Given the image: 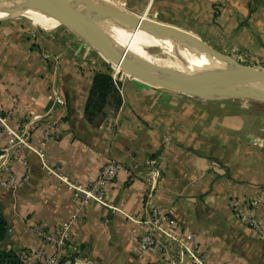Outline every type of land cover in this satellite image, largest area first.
I'll list each match as a JSON object with an SVG mask.
<instances>
[{"label": "crops", "instance_id": "crops-1", "mask_svg": "<svg viewBox=\"0 0 264 264\" xmlns=\"http://www.w3.org/2000/svg\"><path fill=\"white\" fill-rule=\"evenodd\" d=\"M130 1H140L144 9L223 52L264 62V0ZM27 26L0 24V109L11 125L47 113L45 119L56 126L43 159L31 150L17 153L15 172L24 171L18 159H26L29 167L23 185L0 188L8 248L17 250L25 264H45V256L54 258L51 264H167L157 248L137 249L141 228L127 217L142 216L144 172L155 159L162 178L153 206L180 229L198 234L208 262L264 264V241L228 206L230 199L256 200V217L264 227V103L204 99L128 79L121 86V103L107 104L90 122L84 109L93 69L79 68L64 31ZM36 126L33 146L43 128ZM4 140L1 135L0 144ZM111 157L123 166L107 186L114 210L89 203L73 220L63 247L43 245L33 225L53 231L77 208L71 189L46 167L87 185Z\"/></svg>", "mask_w": 264, "mask_h": 264}, {"label": "built area", "instance_id": "built-area-1", "mask_svg": "<svg viewBox=\"0 0 264 264\" xmlns=\"http://www.w3.org/2000/svg\"><path fill=\"white\" fill-rule=\"evenodd\" d=\"M46 115L47 113L45 117ZM45 117H31L11 125L7 115L0 109V136L5 135L4 142L0 144V188L16 190L23 185L29 176L28 163L24 158L18 159L23 165V173L15 172L13 164L17 159V153L23 150H31L40 159H43L46 142L56 126L54 122L47 121ZM36 125H42L43 128L38 145L33 146L31 139ZM122 168L123 166L119 161L112 157L108 158L99 169L96 178L89 184L83 185L71 181L56 168L46 167L48 173L57 177L71 189L72 200L77 203V208L71 218L58 225L53 231L46 229L40 223L33 225L32 230L41 238L43 245L50 244L56 248L63 247L73 233V220L82 214L84 207L89 203L100 204L114 210V207L106 199L107 186ZM161 178L162 173L155 159H149L144 172L147 188L143 191L142 216H127L139 224L141 228L136 239L137 249L143 252L157 248L167 264H213L208 262L205 248L198 242L196 232L180 229L173 217L153 206V194ZM228 206L237 220L250 227L257 237L264 241V227L256 217V200L241 204L230 199ZM38 256L42 258L43 249L38 251ZM44 261L45 264H51L54 262V258L45 256ZM23 264H25L24 260Z\"/></svg>", "mask_w": 264, "mask_h": 264}, {"label": "water", "instance_id": "water-1", "mask_svg": "<svg viewBox=\"0 0 264 264\" xmlns=\"http://www.w3.org/2000/svg\"><path fill=\"white\" fill-rule=\"evenodd\" d=\"M43 3L57 16L60 21L71 27L87 42L94 46L107 60L117 64L129 75L158 87L204 97L203 93L216 94L221 98H246L264 103V90L252 84V81H264V70L245 67L236 64L230 59L219 55L193 35L166 24L147 23L127 26L107 21L99 15L90 12L74 0H42ZM115 26L128 31H142L154 38L167 40L190 49L197 54L205 55L220 64V70L229 74V81L221 80L212 73L208 77L186 74L166 73L156 66L155 68L142 69L134 66L110 46L107 27Z\"/></svg>", "mask_w": 264, "mask_h": 264}, {"label": "rangeland", "instance_id": "rangeland-1", "mask_svg": "<svg viewBox=\"0 0 264 264\" xmlns=\"http://www.w3.org/2000/svg\"><path fill=\"white\" fill-rule=\"evenodd\" d=\"M90 12H93L99 15L101 18L106 19L107 21L132 26L136 23L137 25L147 24V23H161L169 26H173L179 28L190 35H193L199 41L203 42L213 51L217 52L219 55L225 57L226 59H230V61L245 66L249 68H255L257 70H264V62H251L245 59H242L239 56H234L230 52H223L217 46L211 45L201 37L200 35H196L195 33L182 28L178 23L174 21H165L163 16H160L158 13L153 11L152 9L145 8L144 5L138 2H133L130 0H74ZM46 5L42 0H0V24L4 22H18L25 23L28 25L27 27L35 28L40 32H50L53 30L56 31H64L68 34L69 43L71 44V48L69 47V51L71 53H75L76 57H78L79 68L80 69H93L94 74L97 72H103L108 74L112 79V85L114 87V93L110 96V101L118 102L121 100V86L122 83L128 79L135 80L139 84L147 86V87H157L154 84L142 81L137 79L124 70L117 67V64L110 62L107 60L94 46H92L89 42H87L81 35H79L76 31H74L71 27L67 26L65 23L61 22L59 19H54V23L52 26L43 27L40 24V19L42 18L40 14L47 13L49 16L54 18L56 16L53 11L49 8L46 9ZM32 15L35 19H32L27 14ZM39 15V16H38ZM37 19V20H36ZM39 21V22H38ZM29 28V29H30ZM107 29L111 32L117 33H134V31H128L125 29H121L119 27L110 26ZM137 32V31H136ZM72 39V41H71ZM69 44V45H70ZM151 57L154 59L153 64L158 69L171 74H186V75H197L202 77H208L209 74L204 71H195L190 69L187 66V63L184 59H179L170 53L166 52L162 48L158 47H150L148 49ZM93 59H97L99 64L97 66H92L88 64V61ZM91 63V62H90ZM93 74V75H94ZM206 99V98H204ZM234 100L239 101L240 103L247 104V102H253V100L246 98H232ZM256 102V101H255ZM101 114L97 115L96 118H99Z\"/></svg>", "mask_w": 264, "mask_h": 264}, {"label": "bare ground", "instance_id": "bare-ground-1", "mask_svg": "<svg viewBox=\"0 0 264 264\" xmlns=\"http://www.w3.org/2000/svg\"><path fill=\"white\" fill-rule=\"evenodd\" d=\"M46 9H48V7H46ZM46 12L47 13L40 14L42 15L40 24L43 27L52 26L54 23V19L56 18L60 20L59 16L56 15L54 16V18H51L48 14L49 12ZM26 14L32 19H35V17H33L32 15L28 13ZM107 29L111 28L107 27ZM107 33L110 38L111 48L119 55H121V57H123L125 60L138 68H155L153 64L154 59L151 57L148 49L150 47H158L164 49L166 52L179 59H184L187 63V66L192 70L210 72L215 77L225 81H229L232 78L229 74L220 70V64L216 60L209 59L205 55L197 54L196 52L187 49L184 46L173 44L172 42L167 40L154 38L142 31H135L133 34L132 32L123 34L119 33L118 31L116 33L115 30L114 33L107 30ZM117 67L119 66L117 65ZM252 84L264 90V81L255 80L252 81ZM201 95L208 99L221 98L216 94L203 93Z\"/></svg>", "mask_w": 264, "mask_h": 264}, {"label": "trees", "instance_id": "trees-1", "mask_svg": "<svg viewBox=\"0 0 264 264\" xmlns=\"http://www.w3.org/2000/svg\"><path fill=\"white\" fill-rule=\"evenodd\" d=\"M111 77L103 72L93 75L85 102L84 114L88 121H93L97 115L102 114L103 108L107 104L119 105L118 102L110 101V96L114 93ZM10 237L8 236V222L0 211V264H23L20 253L12 248H8Z\"/></svg>", "mask_w": 264, "mask_h": 264}]
</instances>
